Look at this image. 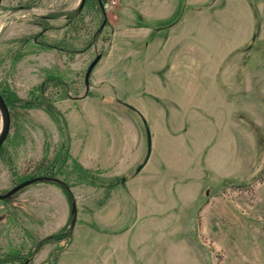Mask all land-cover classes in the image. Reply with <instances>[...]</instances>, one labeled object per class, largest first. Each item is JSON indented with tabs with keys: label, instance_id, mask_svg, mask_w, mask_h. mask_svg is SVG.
Listing matches in <instances>:
<instances>
[{
	"label": "rangeland",
	"instance_id": "374dc122",
	"mask_svg": "<svg viewBox=\"0 0 264 264\" xmlns=\"http://www.w3.org/2000/svg\"><path fill=\"white\" fill-rule=\"evenodd\" d=\"M80 3H1L0 264H264V0Z\"/></svg>",
	"mask_w": 264,
	"mask_h": 264
},
{
	"label": "water",
	"instance_id": "95a60500",
	"mask_svg": "<svg viewBox=\"0 0 264 264\" xmlns=\"http://www.w3.org/2000/svg\"><path fill=\"white\" fill-rule=\"evenodd\" d=\"M86 0H81L80 3V9L83 8V6L85 5ZM2 3V0H0V5ZM101 59V54H98L93 61L90 63L86 75H85V81L86 84L88 85L90 82V76L92 74V71L94 69V67L96 66V64L99 62V60ZM130 108H132L133 110H137L136 108H134L133 106L127 104ZM138 111V110H137ZM0 116L2 119V128L0 130V150L1 147L3 145V143L5 142V140L7 139L9 132H10V128H11V111L10 108L2 94V92L0 91ZM142 119L146 125V129H147V135H148V153L146 155V158L144 160V162L142 164H140L138 166V170H140L144 164L148 161L151 151H152V139H151V131H150V127L147 124V122L145 121L144 117L142 116ZM125 179V178H124ZM40 181H53L62 185H65V182L59 178L56 177H52V176H37L34 178H30L28 180H25L21 183H19L18 185H16L15 187H13L12 189H10L9 191L5 192V193H0V199H4V198H10L13 196V194L17 191H19L20 189H22L23 187L31 184V183H35V182H40ZM67 189H69L67 187ZM72 213L74 215L73 220H72V224L74 226L75 221H76V214H77V205H76V201L73 200L72 201Z\"/></svg>",
	"mask_w": 264,
	"mask_h": 264
},
{
	"label": "bare ground",
	"instance_id": "6f19581e",
	"mask_svg": "<svg viewBox=\"0 0 264 264\" xmlns=\"http://www.w3.org/2000/svg\"><path fill=\"white\" fill-rule=\"evenodd\" d=\"M1 128H2V122H1V124H0V130H1ZM152 130V129H151ZM151 139H152V132H151ZM152 141H153V139H152ZM152 150H153V143H152Z\"/></svg>",
	"mask_w": 264,
	"mask_h": 264
},
{
	"label": "flooded vegetation",
	"instance_id": "af4514ba",
	"mask_svg": "<svg viewBox=\"0 0 264 264\" xmlns=\"http://www.w3.org/2000/svg\"><path fill=\"white\" fill-rule=\"evenodd\" d=\"M0 7H1V5H0ZM13 10H14V8H13ZM16 10H17V9H16ZM45 29H46V28H45ZM14 187H15V186H14ZM11 189H12V188H11ZM17 192H18V191H17ZM17 192H15L14 194H16ZM14 194H13V195H14ZM4 199H5V198H4Z\"/></svg>",
	"mask_w": 264,
	"mask_h": 264
}]
</instances>
